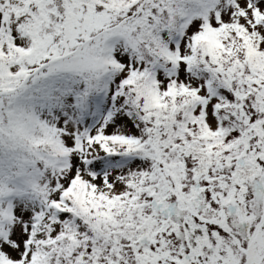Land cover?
Segmentation results:
<instances>
[{"label":"snow or ice","instance_id":"1","mask_svg":"<svg viewBox=\"0 0 264 264\" xmlns=\"http://www.w3.org/2000/svg\"><path fill=\"white\" fill-rule=\"evenodd\" d=\"M0 264H264V0H0Z\"/></svg>","mask_w":264,"mask_h":264}]
</instances>
